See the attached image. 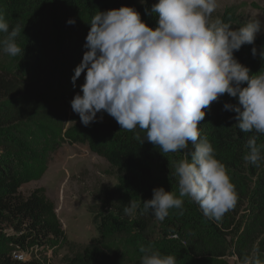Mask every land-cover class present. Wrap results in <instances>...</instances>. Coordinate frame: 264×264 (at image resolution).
<instances>
[{"label":"trees","instance_id":"obj_1","mask_svg":"<svg viewBox=\"0 0 264 264\" xmlns=\"http://www.w3.org/2000/svg\"><path fill=\"white\" fill-rule=\"evenodd\" d=\"M156 0H0V13L12 27L21 28L18 43L23 55L9 57L0 51V264H140L141 245L152 246L177 258V264H229L232 253L243 264L259 249L264 260V162L256 167L244 160L253 133L241 132L225 93L205 109L199 128L212 143L238 193L233 209L219 221L205 217L199 206L185 198L183 209L170 210L164 221L151 212L134 216L123 209L129 201L151 199L153 189L177 192L173 164L183 153H161L139 129H120L106 112L87 126L70 118V101L84 83L85 73L71 77L81 62L91 16L120 6L135 8L152 28L158 15L151 12ZM264 11V9H263ZM219 15L234 27L246 20L235 5ZM74 24H69V19ZM2 35V34H0ZM257 49L253 56L251 49ZM264 32L254 45L234 52L250 74L264 71L259 52ZM246 86V82L242 85ZM70 125L67 126V123ZM142 139V140H141ZM86 144L107 163L115 183L95 192L97 205L90 209L98 235L87 243L70 240L55 212L54 202L43 187L26 194L22 185L39 180L51 154L62 144ZM264 143V136L258 138ZM193 150L191 142L184 151ZM48 252L50 254H48ZM23 253L27 258L14 255Z\"/></svg>","mask_w":264,"mask_h":264},{"label":"clouds","instance_id":"obj_2","mask_svg":"<svg viewBox=\"0 0 264 264\" xmlns=\"http://www.w3.org/2000/svg\"><path fill=\"white\" fill-rule=\"evenodd\" d=\"M217 7L218 0H156L151 6L158 15L155 28L130 6L91 16L87 50L71 77L75 86L85 73L82 94L70 101L72 110L85 126L98 112H106L120 129L145 133L142 139L161 153H183L173 164L178 194L156 187L151 199L129 201L123 209L126 215L151 212L164 221L170 210H182L187 198L205 217L219 221L235 207V185L199 128L205 109L225 93L237 102H225L223 108L235 113L241 132L253 133L244 160L256 167L264 162V143H258L264 136V71L250 74L234 56L242 45H254L257 34L264 31V19L251 17L234 27L213 16ZM0 34V51L9 57L23 55L24 47L18 43L21 28L10 29L2 13ZM251 51L257 55L255 46ZM259 55L264 59V47ZM189 142L193 145L190 158L184 151ZM139 252L140 264H177L174 255L152 246L141 245ZM258 253L254 250L243 264H264Z\"/></svg>","mask_w":264,"mask_h":264},{"label":"rangeland","instance_id":"obj_3","mask_svg":"<svg viewBox=\"0 0 264 264\" xmlns=\"http://www.w3.org/2000/svg\"><path fill=\"white\" fill-rule=\"evenodd\" d=\"M231 5L238 7L244 20L256 16L264 19V0H218V7L213 16H217L225 7ZM68 114L70 118L80 120L79 115L72 109ZM96 117H100L99 112ZM69 125L70 122L67 123V126ZM107 169L106 161L92 153L86 144L62 143L51 154L43 176L37 181L22 185L20 191L26 194L36 187H43L47 196L54 202L55 212L67 237L76 243H87L98 235L90 212V209L97 205L93 199L95 192L103 186H112L115 183ZM63 254L64 249L57 251L52 258L54 264H59ZM18 256L23 259L28 257L23 253ZM227 261L229 264H240L232 251Z\"/></svg>","mask_w":264,"mask_h":264},{"label":"built area","instance_id":"obj_4","mask_svg":"<svg viewBox=\"0 0 264 264\" xmlns=\"http://www.w3.org/2000/svg\"><path fill=\"white\" fill-rule=\"evenodd\" d=\"M14 256L18 259H23L21 256H18V254H15Z\"/></svg>","mask_w":264,"mask_h":264}]
</instances>
